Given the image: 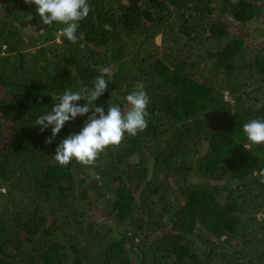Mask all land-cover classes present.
Wrapping results in <instances>:
<instances>
[{
  "label": "trees",
  "instance_id": "obj_1",
  "mask_svg": "<svg viewBox=\"0 0 264 264\" xmlns=\"http://www.w3.org/2000/svg\"><path fill=\"white\" fill-rule=\"evenodd\" d=\"M89 3L73 44L36 5L0 0V264H264V144L243 133L264 118V0ZM100 67L95 104L126 110L142 83L147 127L60 166L87 117L50 145L35 121Z\"/></svg>",
  "mask_w": 264,
  "mask_h": 264
},
{
  "label": "clouds",
  "instance_id": "obj_2",
  "mask_svg": "<svg viewBox=\"0 0 264 264\" xmlns=\"http://www.w3.org/2000/svg\"><path fill=\"white\" fill-rule=\"evenodd\" d=\"M27 5H36V14L43 25L50 26L54 22L63 25L58 35L75 44L84 38L78 33L80 22L86 19L91 11L89 0H24ZM30 14L28 20H32ZM91 88L78 91L70 89L55 97L56 103L49 112L40 115L35 125L43 133L51 129V136L44 143L52 144L66 123L75 121L77 117H87L79 132L70 133L55 148L54 159L60 166H67L75 160L85 166L94 165L99 155L111 146H119L126 135L136 136L147 127V107L150 97L143 84L138 83L136 90L125 97L126 110L107 101V110L95 102L109 89L106 77L113 75L109 67H100ZM85 101L81 105L80 101ZM243 133L247 141L254 145L264 144V118L251 119L243 125ZM264 182V168L258 172Z\"/></svg>",
  "mask_w": 264,
  "mask_h": 264
},
{
  "label": "rangeland",
  "instance_id": "obj_3",
  "mask_svg": "<svg viewBox=\"0 0 264 264\" xmlns=\"http://www.w3.org/2000/svg\"><path fill=\"white\" fill-rule=\"evenodd\" d=\"M234 1H235V0H234ZM255 26H258V24H256ZM243 33H244L245 36H248L249 38H251V37H253L254 28H252V29L250 30V32H249L248 30H247V31L244 30ZM160 39H161L160 37L157 38V41H156V42H157L158 44H160V42H161ZM55 41H56V42H59L58 38H57ZM0 191H1L2 193H4L3 188H2ZM7 201H8V198L3 199L2 204H6Z\"/></svg>",
  "mask_w": 264,
  "mask_h": 264
}]
</instances>
